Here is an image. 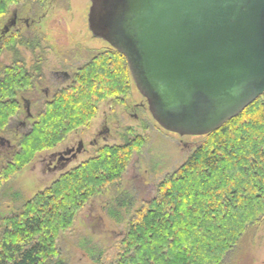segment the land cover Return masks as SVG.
I'll return each instance as SVG.
<instances>
[{
  "label": "trees",
  "instance_id": "obj_1",
  "mask_svg": "<svg viewBox=\"0 0 264 264\" xmlns=\"http://www.w3.org/2000/svg\"><path fill=\"white\" fill-rule=\"evenodd\" d=\"M52 2L0 0V28L12 9L20 13L33 7L42 12ZM10 35L1 37L0 45L9 41L11 51L14 43L30 51L40 46L34 38ZM0 69L3 133L9 119L21 111L15 96L29 97L44 75L38 65L25 68L16 53L12 64ZM132 85L120 54L111 48L91 53L75 68L67 86L38 105L29 132L14 139L17 152L0 168V191L36 155L89 128L101 103L124 104ZM143 146L144 140L136 136L121 145L98 148L90 159L1 217L0 264H62L59 235L72 227L91 200L116 193L133 154ZM155 187L152 199L130 215L128 209L117 212L127 206L123 192L105 204L106 216L123 224V235L108 251L88 253L93 264H225L247 230L264 221V95L204 136Z\"/></svg>",
  "mask_w": 264,
  "mask_h": 264
},
{
  "label": "water",
  "instance_id": "obj_2",
  "mask_svg": "<svg viewBox=\"0 0 264 264\" xmlns=\"http://www.w3.org/2000/svg\"><path fill=\"white\" fill-rule=\"evenodd\" d=\"M89 1L88 31L162 130L204 137L264 95V0Z\"/></svg>",
  "mask_w": 264,
  "mask_h": 264
},
{
  "label": "rangeland",
  "instance_id": "obj_3",
  "mask_svg": "<svg viewBox=\"0 0 264 264\" xmlns=\"http://www.w3.org/2000/svg\"><path fill=\"white\" fill-rule=\"evenodd\" d=\"M89 7V0H57L37 12L41 14L34 18L27 14L35 12L33 7L18 12L21 22L11 30L8 38H13L16 33L17 39L34 38L40 46L30 51L14 43L11 51L9 41L3 43L0 45V65H10L16 53L28 70L34 65L42 68L46 85L53 83L51 74L62 68L72 75L91 53L110 48L105 42L92 38L88 31ZM26 19L27 25L23 23ZM28 95L26 99L35 113L45 98L39 87ZM32 122H27L28 127ZM136 136L144 140V146L133 154L116 193L109 191L103 199L91 200L77 214L72 227L61 233L57 240L62 264H93L88 253L108 251L123 235V224L106 216L105 204L111 203L117 192H123L127 206L120 207L117 212L121 214L128 209L130 215L131 211L133 213L142 203L152 199L155 186L162 177L176 170L203 141V137H180L162 130L151 118L145 100L134 85L124 104L101 103L89 128L67 136L55 149L36 155L30 164L15 174L0 191V218L16 211L60 174L90 159L94 150L121 145ZM80 141L83 151L74 161L59 170L49 169L50 154L76 147ZM2 166L0 162V168ZM225 264H264V221L247 230Z\"/></svg>",
  "mask_w": 264,
  "mask_h": 264
},
{
  "label": "flooded vegetation",
  "instance_id": "obj_4",
  "mask_svg": "<svg viewBox=\"0 0 264 264\" xmlns=\"http://www.w3.org/2000/svg\"><path fill=\"white\" fill-rule=\"evenodd\" d=\"M56 1L57 0H54V2ZM27 14L28 16H31L34 18L40 15L41 13L38 14L37 12H35L32 14L30 13H27ZM20 22H21V18L19 17L18 11L11 12V16L6 20V22L0 29V38L3 36H7L11 32V30L16 29ZM11 23L13 25L9 27L8 32L5 35L1 36V33L4 30V27L11 25ZM23 23L27 25L28 20L27 19L24 20ZM4 64L3 66H9V64H5V65ZM11 64H12V59H11L10 65ZM1 69H0V72H1ZM42 74L44 75L43 72ZM71 76H72L71 73H69L66 69L62 68L59 71L53 72L51 74V78H53V83L51 85L50 83L49 85H46L47 79H46V76L44 75V80L41 83L35 82L33 88L35 89L36 87H39L41 92L43 93V97L45 98V100H47L52 91L66 86L70 82ZM15 98L21 107V111L19 112L18 115H16L15 117H11L9 119L8 129L5 130L3 133L0 132V162L2 163L3 166L7 165L17 152V147H16V143L14 139L21 136L22 134L28 133L30 129L27 125V122L30 120L31 121L34 120V116H33L34 112H32L31 102L21 94L16 95ZM79 143H82V142L81 141L78 142L76 147L65 148L61 152L50 154L49 163H48L49 169L54 170V171L59 170V169L65 168L68 164L74 161L83 151V146H82V150L80 151V153H76L75 156L73 155ZM92 143L94 142H91V144Z\"/></svg>",
  "mask_w": 264,
  "mask_h": 264
},
{
  "label": "bare ground",
  "instance_id": "obj_5",
  "mask_svg": "<svg viewBox=\"0 0 264 264\" xmlns=\"http://www.w3.org/2000/svg\"><path fill=\"white\" fill-rule=\"evenodd\" d=\"M73 155H74V156L76 155V151L73 153Z\"/></svg>",
  "mask_w": 264,
  "mask_h": 264
}]
</instances>
